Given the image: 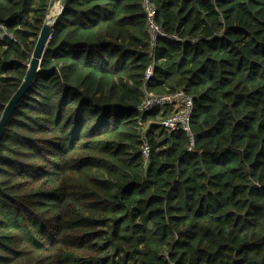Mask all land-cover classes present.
I'll list each match as a JSON object with an SVG mask.
<instances>
[{
	"label": "trees",
	"instance_id": "1",
	"mask_svg": "<svg viewBox=\"0 0 264 264\" xmlns=\"http://www.w3.org/2000/svg\"><path fill=\"white\" fill-rule=\"evenodd\" d=\"M151 1L183 41L142 0L65 6L0 139V264H264V0ZM51 4L0 0V120ZM180 89L193 144L138 111Z\"/></svg>",
	"mask_w": 264,
	"mask_h": 264
},
{
	"label": "built area",
	"instance_id": "2",
	"mask_svg": "<svg viewBox=\"0 0 264 264\" xmlns=\"http://www.w3.org/2000/svg\"><path fill=\"white\" fill-rule=\"evenodd\" d=\"M143 11L146 15L147 30L150 34L151 43L155 45L159 38H166L171 41H183L177 35H171L164 31L161 24L157 21V10L151 0H142ZM4 35V34H3ZM3 35L1 37H3ZM13 38V35L5 33ZM196 42V40H192ZM154 64H150L145 73L147 82L153 75ZM194 110V100L185 90L180 89L165 94L146 93L140 104L138 111L141 114L160 111L164 115L160 119V125L169 131L181 130L188 134L193 144L194 133L191 128V117ZM150 155V147L145 141L143 145L144 164L147 165Z\"/></svg>",
	"mask_w": 264,
	"mask_h": 264
},
{
	"label": "water",
	"instance_id": "3",
	"mask_svg": "<svg viewBox=\"0 0 264 264\" xmlns=\"http://www.w3.org/2000/svg\"><path fill=\"white\" fill-rule=\"evenodd\" d=\"M68 2H69V0H65L64 4L61 6L58 13L55 15L52 24H50V22H49V18L51 15V12H50V14L47 16V18H46V20L42 26V29L40 31V34H39V37H38V40L36 43V46H35L34 51L32 53L31 61L28 64L29 69H28V73L26 75V78L23 81V83L21 84V86L19 87V89L17 90V92L13 95V97L10 99V101L6 105V108H5L3 115L1 117V120H0V139H1V136L3 134V131H4L6 124L8 123L10 117L12 116V114L15 110V107L17 106L18 102L22 99V97L24 96L26 91L28 90L29 86L31 85L32 81L34 80L36 74L38 73V71L41 67L42 58H43L44 52H45V50L49 44L51 35H52L53 31L55 30L57 23H58L61 15L64 11V8Z\"/></svg>",
	"mask_w": 264,
	"mask_h": 264
},
{
	"label": "rangeland",
	"instance_id": "4",
	"mask_svg": "<svg viewBox=\"0 0 264 264\" xmlns=\"http://www.w3.org/2000/svg\"><path fill=\"white\" fill-rule=\"evenodd\" d=\"M58 0H51L52 2V6L50 8V12H51V15H50V18H49V22H51L52 19H54L55 15L58 13V11L60 10L61 8V3L58 1V5L56 7V9H54L55 7V4ZM50 12L48 13V15L50 14ZM54 13V14H53ZM53 21V20H52Z\"/></svg>",
	"mask_w": 264,
	"mask_h": 264
},
{
	"label": "bare ground",
	"instance_id": "5",
	"mask_svg": "<svg viewBox=\"0 0 264 264\" xmlns=\"http://www.w3.org/2000/svg\"><path fill=\"white\" fill-rule=\"evenodd\" d=\"M57 5H58V1L56 2L54 9H56ZM53 14H54V13H53ZM52 20H53V19H52ZM52 20H51L50 24H52V23H53V21H52Z\"/></svg>",
	"mask_w": 264,
	"mask_h": 264
},
{
	"label": "crops",
	"instance_id": "6",
	"mask_svg": "<svg viewBox=\"0 0 264 264\" xmlns=\"http://www.w3.org/2000/svg\"><path fill=\"white\" fill-rule=\"evenodd\" d=\"M60 3H61V6H62V4H63V0H58Z\"/></svg>",
	"mask_w": 264,
	"mask_h": 264
}]
</instances>
